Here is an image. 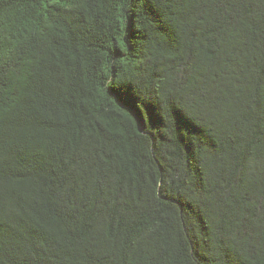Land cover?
<instances>
[{"label": "trees", "instance_id": "trees-1", "mask_svg": "<svg viewBox=\"0 0 264 264\" xmlns=\"http://www.w3.org/2000/svg\"><path fill=\"white\" fill-rule=\"evenodd\" d=\"M0 264H264V0H0Z\"/></svg>", "mask_w": 264, "mask_h": 264}]
</instances>
